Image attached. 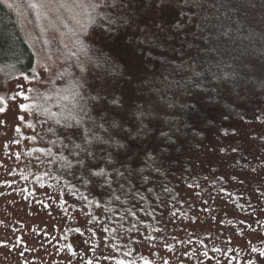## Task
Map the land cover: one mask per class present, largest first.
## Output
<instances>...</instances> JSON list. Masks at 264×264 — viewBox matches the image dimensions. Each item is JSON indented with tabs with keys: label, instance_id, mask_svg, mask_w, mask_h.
<instances>
[{
	"label": "rangeland",
	"instance_id": "obj_1",
	"mask_svg": "<svg viewBox=\"0 0 264 264\" xmlns=\"http://www.w3.org/2000/svg\"><path fill=\"white\" fill-rule=\"evenodd\" d=\"M7 1L36 63L29 73L0 65V264H264V103L183 152L169 181L176 196L133 221L138 253L126 259L116 240L127 232L102 229L103 208L76 201L59 163L92 135L90 111L116 79L89 27V3L94 22L105 3Z\"/></svg>",
	"mask_w": 264,
	"mask_h": 264
},
{
	"label": "trees",
	"instance_id": "obj_2",
	"mask_svg": "<svg viewBox=\"0 0 264 264\" xmlns=\"http://www.w3.org/2000/svg\"><path fill=\"white\" fill-rule=\"evenodd\" d=\"M101 1L107 17L94 22L89 3V27L105 41V70L116 79L90 111L92 135L66 145L59 163L76 201L103 208L102 229L127 232L116 246L130 259L133 221L176 196L169 181L183 152L264 103V0ZM19 14L0 0V65L29 73L36 51Z\"/></svg>",
	"mask_w": 264,
	"mask_h": 264
},
{
	"label": "snow or ice",
	"instance_id": "obj_3",
	"mask_svg": "<svg viewBox=\"0 0 264 264\" xmlns=\"http://www.w3.org/2000/svg\"><path fill=\"white\" fill-rule=\"evenodd\" d=\"M115 102H116V101H114V103H115ZM79 147H80L79 145H74V149H75V148H79ZM49 154H51V153H49ZM74 155H79V153H77V152L74 151ZM89 155H91V153H89ZM77 164L82 165V164H83V160H78V161H77ZM63 166L71 167V162H69L67 165H63ZM95 175L103 177V176L105 175V173H104L103 170H101V171H99V172H96ZM119 175L123 176L124 174H123V173H119ZM144 179L147 180L148 178L145 177ZM120 189H121V190L123 189V185H120ZM130 190H131V189H129V191H130ZM122 194H123V195H127V193H124L123 191H122ZM119 199H120V196H119V195L115 196V200H119ZM133 214H134V213H133Z\"/></svg>",
	"mask_w": 264,
	"mask_h": 264
}]
</instances>
